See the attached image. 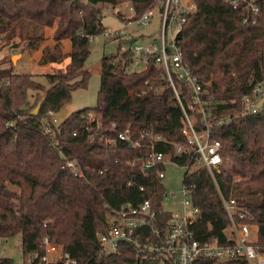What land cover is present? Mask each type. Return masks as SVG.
Segmentation results:
<instances>
[{
    "label": "trees",
    "instance_id": "trees-1",
    "mask_svg": "<svg viewBox=\"0 0 264 264\" xmlns=\"http://www.w3.org/2000/svg\"><path fill=\"white\" fill-rule=\"evenodd\" d=\"M126 1L131 3L133 15L122 19L131 20L159 2L0 0V47L18 46L26 40L27 48L37 50L46 39L45 29L53 28L54 44L41 49V63L70 59L64 68L45 74L48 86L11 67L0 70V79L7 81H0V237L20 236L22 264H28L25 261L28 255L43 253L41 242L46 235L62 244L77 264L122 261L96 256L95 233L105 228L107 206L148 196L157 201L165 191L156 170L150 172L154 177L151 183L139 176V168L131 163L140 154L138 149L106 147L88 141L81 118L88 109L100 112L105 126L116 122L119 129L131 125L136 133L144 129L162 133L167 141L158 144L157 149L172 154L181 164L195 162L180 130L182 109L172 88L167 86L165 71L154 62L144 70L130 71L131 59L127 53L117 62L115 55L102 58L95 107L71 113L53 126L55 135L42 127L50 110L58 112L70 101L74 90L88 85L91 72L86 63L91 37L107 30L102 6L116 9ZM195 2L196 10L187 16L178 33L184 60L202 83H208L217 99L216 111L230 114L233 119L214 133L222 142L223 156L216 181L205 167L185 172L184 183L191 188L192 199L202 212L193 228L199 238H223L229 218L221 191L226 196H235L256 215L255 222L263 235L264 112L244 115L241 97L256 82L264 80V0H259L260 12L255 23L244 22L247 13L225 0ZM66 39L71 41V50L64 54L61 44ZM155 87L163 88L162 93H156ZM40 102V111L35 115L33 111ZM54 136L60 142L58 146L54 145ZM178 145L185 146V150L177 153ZM68 160L76 161L77 170L66 165ZM102 165L108 169L100 173ZM134 174L147 183L148 192L127 186V180ZM0 264H15V261L11 256L1 257ZM33 264L65 263L36 259ZM197 264L248 263L203 260Z\"/></svg>",
    "mask_w": 264,
    "mask_h": 264
},
{
    "label": "built area",
    "instance_id": "built-area-1",
    "mask_svg": "<svg viewBox=\"0 0 264 264\" xmlns=\"http://www.w3.org/2000/svg\"><path fill=\"white\" fill-rule=\"evenodd\" d=\"M225 1L233 8L247 13L244 22L257 21L260 12L259 0ZM108 6L115 10L113 6ZM156 7L161 11L159 33L150 41L140 43L138 41L142 34L132 38L129 35L130 26L133 23L149 25ZM196 8L195 0H159L136 20L122 19L123 27L113 31L107 29L104 32L107 37L119 42L115 62L127 53L136 71L146 69L151 62L165 71L167 86L172 88L174 98L182 109L180 130L186 137L189 153L194 154L193 164H181L172 154L157 149L158 144H166L167 141L162 133L149 129L136 133L131 125L119 129L116 122L105 126L101 113L91 108L81 115L84 120L83 130L90 143L104 144L106 147L124 146L140 151L131 163L139 168V176L146 177L148 183L154 181L150 173L152 170H156L157 179L162 182L166 177L167 164L178 165L186 171L205 167L215 181L216 174L221 171L222 142L214 137V133L217 128L231 122L233 116L216 111L215 95L207 87L208 83H202L198 75L186 64L178 38L187 16ZM93 38L91 37V40ZM131 39L134 40L130 41ZM23 44L28 45V42L24 40ZM154 91L160 94L163 88L155 87ZM241 105L244 115L264 112V80L256 82L252 89L241 97ZM55 113L50 110L42 121V127L53 135V126L61 123L57 122ZM74 135L77 136L78 132H74ZM53 138L55 139V136ZM53 142L55 146L60 144L57 139ZM184 148L185 146L178 145L176 152L181 153ZM62 157L66 158L63 154ZM66 165L77 168L75 160H68ZM107 169V165H102L99 172L103 173ZM235 178L240 180L239 176ZM126 184L129 187H137L141 193L149 191L147 183L138 180L135 174ZM191 192V188L184 183L178 208L165 206L167 200L176 202V192L166 188L157 201L148 196L124 201L115 207L107 206L105 228L95 233L98 246L96 256L122 259L109 264H197L203 260L214 263L233 260L264 264V234H261L259 224L255 222L256 215L247 206L235 196H226L220 191L229 218L227 226L223 229L224 236L222 239L216 236L202 239L196 236L193 228L198 224L202 212L194 203ZM41 249L42 254L35 252L27 256L28 264H33L36 259L45 263L77 264V260L50 235L43 237Z\"/></svg>",
    "mask_w": 264,
    "mask_h": 264
},
{
    "label": "rangeland",
    "instance_id": "rangeland-1",
    "mask_svg": "<svg viewBox=\"0 0 264 264\" xmlns=\"http://www.w3.org/2000/svg\"><path fill=\"white\" fill-rule=\"evenodd\" d=\"M160 9L156 7L155 14L149 23V25L143 26L137 23H133L130 26L129 35L135 38L136 35L142 34L139 41L140 43L148 42L151 38L157 37L160 30ZM103 23L110 31L120 29L123 27L122 16L130 17L133 15V8L131 3L123 2L118 5L117 9H110L108 5L102 6ZM120 13V16H119ZM126 19V18H125ZM53 28H46L44 35L46 39L42 42L39 49L34 50L27 48L28 45L23 44L22 38H16V41L23 40L16 47L13 44L0 47V70L9 69L23 73H28L33 76L37 82H41L48 86L45 74L56 72L66 66L67 57L62 62L41 64V49L45 45H53ZM67 40V39H66ZM66 40H63L61 44L62 52L65 54L71 50V46ZM117 41H113L105 34L97 35L91 40L90 55L87 59L86 68L91 72V76L88 85L84 88H78L72 92V97L68 103L61 107V109L55 113L57 122L64 121L71 113L82 110L88 107H95L97 105L98 91L100 88V69L101 61L104 56L116 55L118 51ZM19 62L21 64H19ZM19 65V66H18ZM130 71H136L135 65H130L128 68ZM1 82L6 81L5 78L0 79ZM43 93V92H42ZM29 97V96H28ZM31 102L34 101L33 97H29ZM45 119V118H44ZM43 119V120H44ZM52 119V116H51ZM186 170L178 165L167 164L166 165V177L162 179V184L167 190L176 192L174 199L166 201V207L178 208L180 194L184 185V177ZM20 236L12 237H0V258L11 256L14 258L15 264H22L24 256L20 247ZM26 261V260H25Z\"/></svg>",
    "mask_w": 264,
    "mask_h": 264
},
{
    "label": "water",
    "instance_id": "water-1",
    "mask_svg": "<svg viewBox=\"0 0 264 264\" xmlns=\"http://www.w3.org/2000/svg\"><path fill=\"white\" fill-rule=\"evenodd\" d=\"M40 108H41V102L37 105V107L34 109V111H33V113L35 114V115H37L38 113H39V111H40Z\"/></svg>",
    "mask_w": 264,
    "mask_h": 264
},
{
    "label": "crops",
    "instance_id": "crops-1",
    "mask_svg": "<svg viewBox=\"0 0 264 264\" xmlns=\"http://www.w3.org/2000/svg\"><path fill=\"white\" fill-rule=\"evenodd\" d=\"M66 42H68L69 44H70V46H71V41L69 40V39H67L66 40ZM69 61H70V59L69 58H67V62H66V65L69 63ZM19 64H21L20 62H19ZM42 64V63H41ZM19 66V65H18ZM6 82V81H5ZM68 117V116H67ZM21 242V241H20ZM21 247V246H20ZM22 251V250H21ZM26 259H27V257H26ZM25 259V260H26Z\"/></svg>",
    "mask_w": 264,
    "mask_h": 264
}]
</instances>
